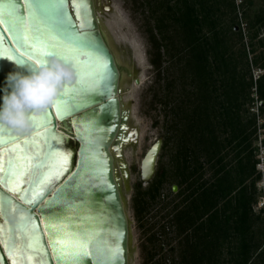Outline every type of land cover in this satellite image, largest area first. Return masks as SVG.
I'll return each mask as SVG.
<instances>
[{"label": "water", "instance_id": "water-1", "mask_svg": "<svg viewBox=\"0 0 264 264\" xmlns=\"http://www.w3.org/2000/svg\"><path fill=\"white\" fill-rule=\"evenodd\" d=\"M64 11L60 25L34 14L32 0H0L3 109L33 61L65 72L45 108L32 110L35 120L28 114L25 127L0 121V264H132L131 172L123 150L139 144L129 93L141 69L101 18L114 11L110 0H72ZM71 38L95 47L70 50ZM102 64L111 75L100 82L101 94L90 93ZM162 146L157 140L141 162L144 183L156 174Z\"/></svg>", "mask_w": 264, "mask_h": 264}, {"label": "trees", "instance_id": "trees-1", "mask_svg": "<svg viewBox=\"0 0 264 264\" xmlns=\"http://www.w3.org/2000/svg\"><path fill=\"white\" fill-rule=\"evenodd\" d=\"M128 2L142 14L166 131L153 180L147 189L135 187L137 215L154 204L166 212L161 233L171 232L166 238L178 249L171 264H264V209L254 208L264 174L257 169V115L249 108L254 92L264 101V72L257 79L251 72L264 70V0ZM170 179L178 190L162 198ZM157 240L151 233L148 241ZM162 250L148 251L147 262L155 264Z\"/></svg>", "mask_w": 264, "mask_h": 264}, {"label": "rangeland", "instance_id": "rangeland-1", "mask_svg": "<svg viewBox=\"0 0 264 264\" xmlns=\"http://www.w3.org/2000/svg\"><path fill=\"white\" fill-rule=\"evenodd\" d=\"M108 1V0H107ZM114 11L108 13L107 23L113 34L117 44L120 47L122 43H128L131 47L133 57L137 61V66L141 69L140 84L134 85L129 93V99L132 103V118L133 123L139 127L140 137L139 144L135 151L128 150L126 152V159L129 163V168L131 172V191L129 194H126L127 197V212L129 218L131 219V229L133 237V247L135 248L132 264H150L148 251L156 253L163 247V250L160 251L154 258L153 263L161 264H171L172 259L177 260V242L174 240H169L168 238L173 237L171 232L169 234H162V226H168V219L164 218V214L160 207V204H154L151 210L144 214L143 212L137 215L135 210V203L133 202V197L135 196V187L138 183L141 182L140 178V165L142 159L144 158L147 151L150 147L159 139H163L166 136V131L164 128L165 117L161 111V106L159 103H154L153 94L155 90L159 89L158 84L156 83L155 73L153 67L149 62L148 50L149 43L146 35L142 29V14L133 13L130 9V3L128 0H110ZM243 0H236L237 5H241ZM243 25V32L245 35V41H248V33ZM253 58V54H249V59ZM251 72L254 76V79H257L264 70L256 68L255 66L251 67ZM255 89H253L254 91ZM251 97H253L254 102L249 105L251 113H255L257 105L261 106V102L254 92ZM126 100H128L126 98ZM254 110V111H253ZM260 115L261 112L259 111ZM262 137L264 138V131H262ZM259 133V131L257 132ZM162 151V150H161ZM161 154V153H160ZM160 155L157 161V170L159 167ZM164 162V163H163ZM162 163L165 165L168 163V159L162 160ZM161 163V164H162ZM156 170V172H157ZM152 181V180H151ZM150 181V182H151ZM143 183L142 189H147L149 183ZM177 186L173 180H168L165 184L162 192L163 196H169L168 198H173L170 190L172 187ZM258 190L261 192V196L257 205L254 207L256 212H259L261 209L260 200L264 197V181L258 183ZM167 201V200H166ZM262 201V200H261ZM162 211V212H161ZM151 233H156V236L159 238L160 242L156 244L150 243L148 238ZM168 237V238H166ZM156 241V240H155ZM163 245V246H162ZM175 249L173 253L171 250Z\"/></svg>", "mask_w": 264, "mask_h": 264}, {"label": "clouds", "instance_id": "clouds-1", "mask_svg": "<svg viewBox=\"0 0 264 264\" xmlns=\"http://www.w3.org/2000/svg\"><path fill=\"white\" fill-rule=\"evenodd\" d=\"M64 74L59 64H53L52 67L34 72L30 76L20 77L15 83V89L9 96L5 108L0 110V121L14 126H27L29 110L45 108L47 100L41 101L42 93L49 90L53 95Z\"/></svg>", "mask_w": 264, "mask_h": 264}, {"label": "snow or ice", "instance_id": "snow-or-ice-1", "mask_svg": "<svg viewBox=\"0 0 264 264\" xmlns=\"http://www.w3.org/2000/svg\"><path fill=\"white\" fill-rule=\"evenodd\" d=\"M71 2H72V0H32L33 13L34 14L39 13V18L41 20L55 19L58 24L63 25V23H64L63 17L66 15V13L64 11L65 3L70 4ZM64 31H67V29H64ZM37 39H39V37H37ZM71 45H73L74 47L70 48V50H77V49H82V48H94L95 47V45L93 44L91 39L84 40V39H80V38H71ZM41 50L43 51V49H41ZM44 55L53 56L54 53L49 52V51H45ZM62 59L67 61L68 57L64 56V57H62ZM73 59H75V57H73ZM21 64H23V62H21ZM45 65H48L51 67V65L47 61H33L32 64H29L25 67V72L27 75L30 76L34 72H37L39 67H43ZM111 72H112V70L108 69L107 64L98 65V73H97L98 78L91 82V84L86 89V91H88L90 93L101 94L98 86L100 85L101 81L109 78V76L111 75ZM105 73H108V75H105ZM61 78H62V76H61ZM2 95H3V90L0 89V101H2ZM51 95L52 94L49 90H45L42 93L40 99H41V101L48 100ZM63 98H64V94H61L60 97L58 98V100L55 101L54 103L58 104L60 100H63ZM0 110H3L2 103H0ZM28 114L33 120L36 119L32 110H29ZM67 123L70 124L71 121H68ZM36 135H40V133H36ZM2 142L3 141L0 140V143H2ZM66 159L67 158H65V162H66Z\"/></svg>", "mask_w": 264, "mask_h": 264}, {"label": "built area", "instance_id": "built-area-1", "mask_svg": "<svg viewBox=\"0 0 264 264\" xmlns=\"http://www.w3.org/2000/svg\"><path fill=\"white\" fill-rule=\"evenodd\" d=\"M260 105L256 107L255 109V114L257 115V120H258V141H257V147L259 149L258 151V159H259V163L257 165V169L258 171H260L262 174H264V145H263V141H264V138L261 136L262 135V131H264L260 125H262L263 123V118L261 117L259 111H260ZM254 111V110H253ZM262 200V201H261ZM260 200L261 202V207L260 209H264V197H262V199Z\"/></svg>", "mask_w": 264, "mask_h": 264}, {"label": "bare ground", "instance_id": "bare-ground-1", "mask_svg": "<svg viewBox=\"0 0 264 264\" xmlns=\"http://www.w3.org/2000/svg\"><path fill=\"white\" fill-rule=\"evenodd\" d=\"M107 14V15H106ZM107 16H108V13L107 12H105V14H103L102 16H101V18H103V19H105V21H106V25H107V27L109 28V26H108V23H107ZM104 21V20H103ZM104 21V22H105ZM109 30H110V28H109ZM111 31V30H110ZM126 99V97L124 96V100ZM130 149H132V146H128V147H126V148H124V150H123V157H124V159H125V161L127 162V165H128V167H129V163H128V161H127V159H126V152L128 151V150H130ZM143 160V159H142ZM141 166V165H140ZM130 177H131V175H130ZM131 179V178H130Z\"/></svg>", "mask_w": 264, "mask_h": 264}, {"label": "flooded vegetation", "instance_id": "flooded-vegetation-1", "mask_svg": "<svg viewBox=\"0 0 264 264\" xmlns=\"http://www.w3.org/2000/svg\"><path fill=\"white\" fill-rule=\"evenodd\" d=\"M107 1V0H106ZM123 44V49H124V51L126 52V55H127V57H129L130 59H131V61L134 59V57H133V59H132V51H130V49H129V45H128V43H122ZM128 45V46H127ZM120 47H122L121 46V44H120ZM140 178H141V175H140ZM153 180V179H152ZM141 183H142V185H143V181H142V179H141ZM139 184V183H138ZM172 190H173V187H172ZM174 191V190H173ZM175 192V191H174ZM177 192V191H176Z\"/></svg>", "mask_w": 264, "mask_h": 264}]
</instances>
